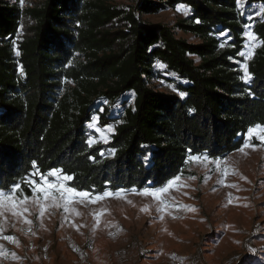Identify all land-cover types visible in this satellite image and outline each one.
<instances>
[{
	"label": "trees",
	"instance_id": "1",
	"mask_svg": "<svg viewBox=\"0 0 264 264\" xmlns=\"http://www.w3.org/2000/svg\"><path fill=\"white\" fill-rule=\"evenodd\" d=\"M178 5L191 13L179 26L202 42L142 19ZM256 6L264 0H137L126 13L108 0H39L26 8L0 0V191L52 169L92 194L161 188L190 156L240 149L249 129L264 126V19L248 20ZM117 18L126 29L112 32ZM250 23L259 44L246 80L239 53ZM157 63L180 93L150 85ZM127 94L123 123L108 144L91 145L94 116L101 126L117 122L113 108ZM98 100L110 103L101 113ZM21 191L32 195L25 183Z\"/></svg>",
	"mask_w": 264,
	"mask_h": 264
},
{
	"label": "rangeland",
	"instance_id": "2",
	"mask_svg": "<svg viewBox=\"0 0 264 264\" xmlns=\"http://www.w3.org/2000/svg\"><path fill=\"white\" fill-rule=\"evenodd\" d=\"M7 1L26 8L39 0ZM136 1L108 0L126 13L134 10ZM190 15L187 6L178 5L157 13H143L142 19L165 23L178 38L200 43L201 38L179 26ZM255 18L264 19V6L251 11L248 20ZM126 26L127 21L122 18L108 25L112 32ZM245 29L242 52L246 55L241 62L244 76L245 66L247 70L259 44L252 23ZM248 33L255 39H249ZM194 58L197 63L202 60ZM174 80V75L157 63L149 83L157 90L180 93ZM65 86H73L72 80L67 79ZM123 101L131 104V95L114 106L117 122L101 126L98 114L94 116L88 130L91 145L108 144L116 126L124 121L119 112ZM107 104L110 105L107 100L97 101L100 113ZM241 148L217 158L200 155V161L190 156L184 172L178 175L179 182L163 195L165 203L143 194L145 188L123 189L122 195L99 201L73 200L70 209L74 211L66 213L60 200L50 197L41 218L39 207L30 202L32 195L27 196V219L32 223L5 212L3 235L14 236L18 243L0 238L4 253L0 264H264V141L247 133ZM205 156L207 160L203 159ZM60 179L70 187L68 181H63L62 173ZM48 180L55 183L56 177L48 176ZM36 181L39 183V177ZM95 195L101 194H92ZM16 196L26 195L18 191Z\"/></svg>",
	"mask_w": 264,
	"mask_h": 264
},
{
	"label": "snow or ice",
	"instance_id": "3",
	"mask_svg": "<svg viewBox=\"0 0 264 264\" xmlns=\"http://www.w3.org/2000/svg\"><path fill=\"white\" fill-rule=\"evenodd\" d=\"M241 6H243L242 0H240ZM249 36V39L254 40L255 37L252 36L251 33L247 34ZM240 56H245V52H240ZM250 55V53H248ZM245 73L246 75L242 77V79H249L250 76L247 74L246 66H245ZM253 134H255L260 140L264 141V126H256L255 128H251L248 130V136L251 137ZM91 142V141H90ZM240 151H243V148L240 149ZM192 159L196 161H200L202 158L199 156L192 157ZM204 160H207L208 158L205 156L203 157ZM226 164V158L225 161H223ZM212 163H215L219 165L221 161H212ZM61 170L59 169H52L47 175L39 174V173H33L32 177L28 178L27 180L21 181L20 183H16L12 186V188L8 192L0 191V238L7 240L9 242L18 243V240L11 235H3L5 228L4 223L6 221L5 212H11V214L14 217L22 218L25 223L31 225L32 221L27 219V214H29V200L30 198L27 196L17 197L16 193L18 191H21V183L27 184V186L30 188L32 192V198L30 202L32 204H35L37 207H39L40 212L39 216L42 218L44 216V210L46 207L47 202L49 201V198L52 197L53 200L58 198L60 200V206L63 207L64 211L67 213L70 210L74 211V209H70V205L73 203V200H80L83 201H99L105 197L108 196H120L123 194V190H120L118 193H109L105 192L101 195H95L94 197L92 194H90L87 191H79L76 188L72 187H66L63 182H61L60 179ZM227 174V173H225ZM39 176V183H37L36 179L34 177ZM48 176L56 177V182L52 183L48 180ZM72 176L63 175V181H70L72 180ZM180 180V176H176L173 178V180L169 181L165 186L161 188H157L154 190H149L148 188H145L143 190V194L152 195L156 199L160 200L161 203H165V201L162 199L163 195L167 193L170 188H172L174 185H176ZM235 186V185H232ZM39 193V195H37ZM188 207V206H184ZM147 210V209H144ZM30 230V229H29ZM3 245H0V255H3ZM13 256L15 254L13 253Z\"/></svg>",
	"mask_w": 264,
	"mask_h": 264
}]
</instances>
